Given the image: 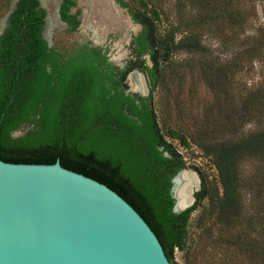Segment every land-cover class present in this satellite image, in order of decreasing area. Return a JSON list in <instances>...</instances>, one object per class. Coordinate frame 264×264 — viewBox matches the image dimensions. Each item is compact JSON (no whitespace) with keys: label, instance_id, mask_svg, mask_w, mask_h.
Instances as JSON below:
<instances>
[{"label":"trees","instance_id":"trees-1","mask_svg":"<svg viewBox=\"0 0 264 264\" xmlns=\"http://www.w3.org/2000/svg\"><path fill=\"white\" fill-rule=\"evenodd\" d=\"M67 1L73 4L72 0ZM135 1L142 9L129 7L128 12L142 26L136 37L137 45L140 51L150 53L152 61L151 66L146 63L135 66L146 75L150 92L163 81L165 66H160L161 52L165 61L176 52L211 59L202 39L210 32L209 25L213 28L218 21L227 19L233 27L234 35L228 42L231 43L234 37L239 38L247 22L243 7L250 3L249 0H197L195 5L203 8L199 15L193 20L183 17L159 34L153 22L160 17L157 7L147 0ZM36 5L37 0H22L11 17L12 23L0 37L3 160L35 164L58 160L63 167L107 185L147 222L172 264H181L174 259L176 248L189 252L186 244L190 215L207 198L210 215L227 233L225 238H220L223 249L218 262L211 257L206 264H264L261 200L264 182L259 183L264 176V164L257 169L260 187L252 192L261 201L258 213L263 226L255 234V225L259 223L255 218L245 224L237 223L244 185L241 164L264 153V125L253 131L238 130L243 128L246 117L264 114V83L256 84L233 109L224 108L220 113L224 127L232 122L239 124L236 131L227 132L231 127L228 125L219 137L210 135L205 140H194L205 155L213 157L217 182L208 180L207 175L196 169L200 187L194 192L195 201L176 213L172 210L171 178L186 164L163 137L158 114L147 100L151 95L140 96V101L135 102L125 93L123 82L112 78L111 67L105 65V57L96 48L79 50L77 55L59 59L58 53L51 48L49 51L41 37L44 11L36 9ZM63 17L72 20L70 15ZM233 47L230 51H235L236 61L245 58V61L254 59L264 63V27L238 40ZM207 67L212 68L211 64ZM223 73L225 70L221 69L217 74ZM22 124L31 126L24 134L12 137V131ZM176 135L181 143L187 144L183 134ZM199 257L193 253L191 261L185 253L186 264H201L203 260Z\"/></svg>","mask_w":264,"mask_h":264},{"label":"rangeland","instance_id":"rangeland-1","mask_svg":"<svg viewBox=\"0 0 264 264\" xmlns=\"http://www.w3.org/2000/svg\"><path fill=\"white\" fill-rule=\"evenodd\" d=\"M123 1L129 5H121L125 13L128 12L129 7L141 8L135 0ZM249 1V5L243 7L247 22L242 28L239 38L235 39L234 37L231 43L228 42L231 41L229 37L234 35L232 32L233 27L227 22V19L218 21L213 25V28L209 25L210 32L205 33L202 39L211 53V59H203L185 52H176L165 61L162 57L163 52H161L160 66H165L163 81L152 92H150L148 79L144 74L148 87L147 94L144 97L151 95V98L147 100L158 114V124L163 137L181 154L185 160V169L196 173V169L200 170L208 176L210 181L217 182V171L213 165V157L205 155L194 140L197 138L205 140V137L210 135L219 137L223 134L224 128L230 125L231 127L227 132L232 131V129L236 131L239 124L232 122L228 124L229 126L224 127L226 124L223 122L224 119L221 118L220 113L224 108L227 111L231 110L232 107H235L234 104H238L239 101L244 100L245 96L249 95L248 92L256 84L264 83V63L254 59L245 61V58L236 61L233 56L235 51H230L232 48L234 49L233 46L238 40L244 39L246 36L254 34L260 27H264V0ZM147 2L151 6L157 7L160 12L159 19H153L156 31L159 34L171 25L176 24L183 17L185 20H193L194 17L200 14V10H203L199 5H195L197 0H147ZM89 3L90 0H76L77 6L73 9L78 8L81 15L84 16L83 12L85 9H89ZM82 16L81 20H83ZM93 17L94 14H89L90 20ZM140 27L134 28L131 26L128 29L126 27L127 30L110 27L104 30V35L100 40L99 36L92 37L89 32L82 36V25L77 33H65L64 29L61 28L52 30L47 34V37H49L52 45L60 47L66 52H69L78 43L90 42L93 44V41H96V46L102 45L109 48L111 59L115 60L117 58L119 62L123 63L124 60L130 58L129 44L133 35L140 30ZM86 30L84 27L83 33ZM215 34L217 35L215 36ZM177 36L180 35L177 34ZM135 58L138 65L144 62L149 66L152 65L151 58L148 56L145 59L140 55ZM208 64H211L212 68L208 69ZM136 69L140 71L139 68ZM221 69L225 70L223 77L217 74ZM262 95H264V91ZM263 125L264 114L257 118L246 117L243 121V128L238 131H253ZM20 127L14 131L16 136L24 133L25 127L23 129ZM206 132L213 133L208 134V136L203 135ZM177 133H181L186 137L187 144L180 142ZM263 164L264 153L254 160H247L241 164L244 185L241 190L240 214L237 223L238 225L245 224L246 221L255 218L259 221L255 225V234L260 232L263 225L259 217L260 213H258L261 201L254 198L252 192H255L259 183L264 182V176H261L258 183L259 172L257 170L261 169ZM262 173L264 174V172ZM261 200L264 205V195L261 196ZM209 212L208 199L205 198L191 213L188 222L186 248H189L190 253L186 251L185 253L191 261L193 253L200 256L203 260L201 264H206L211 257L218 262V257L222 254L223 249L220 238H225L227 233ZM185 253L183 250L176 248L174 259L181 264H186Z\"/></svg>","mask_w":264,"mask_h":264},{"label":"water","instance_id":"water-1","mask_svg":"<svg viewBox=\"0 0 264 264\" xmlns=\"http://www.w3.org/2000/svg\"><path fill=\"white\" fill-rule=\"evenodd\" d=\"M110 1L130 27L141 26L117 0ZM91 6L82 16L88 32L97 19L95 15L89 18L94 14ZM103 35L104 31L98 38ZM131 74L142 77L145 89L134 90L128 82L125 93L146 95L144 73L132 70L128 79ZM14 131L11 135L17 137ZM164 155L169 156L167 152ZM183 170L188 169L181 168L171 178L172 210L176 213L195 201L193 192V202L177 206L174 188ZM192 172L197 190L200 180ZM0 264L172 263L147 222L107 185L63 167L58 160L50 164L11 163L0 154Z\"/></svg>","mask_w":264,"mask_h":264},{"label":"flooded vegetation","instance_id":"flooded-vegetation-1","mask_svg":"<svg viewBox=\"0 0 264 264\" xmlns=\"http://www.w3.org/2000/svg\"><path fill=\"white\" fill-rule=\"evenodd\" d=\"M21 1L22 0H0V37L6 32L7 28L12 23L11 17L13 14L16 13V10L18 9V6ZM72 1H73V4L68 3L67 0H37V5L35 8L42 9L44 11L43 18H42L43 24H42V29L40 33H41V37L46 42L47 48L49 49V51H50V48L54 49V52L58 53L57 57L59 59L70 58L71 56L77 55L79 50L87 51L92 47L96 48L99 54L105 57V65H109L111 67L110 73L112 75V78L120 79L121 82H123L124 84L123 87H126V85L128 87V82H130V78L129 79L127 78L129 72H131L132 70H136V68H138L137 66H135V65H138V63H136L135 57L140 55L144 59L147 56L150 58V53L147 50L140 51L139 50L140 47L139 45H137L136 37L142 31V26L140 30L136 34H134L133 37L131 38L129 48H128L130 50V58L124 60L123 63L119 62L117 58L115 60L110 58L108 47L106 48L102 45L94 46L90 42L78 43L77 45L72 47V49L69 52H66L64 51V49H61L60 47H56L52 45V43L49 40V37H47V34L50 33L54 29L59 30L61 28L64 29L65 33L79 32V28L82 25V20H81L82 15L78 8L73 9L77 6V4H76V0H72ZM117 2L120 3L119 0H117ZM64 14L72 16V20L68 21L67 19H65L63 17ZM72 22H75L76 24H73ZM93 27L95 28V26ZM132 64L133 66H131ZM124 71H125V74L122 75ZM127 94H129L132 97V99H134L135 102L138 103L140 101V98H139L140 95L138 93L130 92ZM21 126H24L25 131H26L31 125L22 124ZM173 202H174V198H173Z\"/></svg>","mask_w":264,"mask_h":264},{"label":"bare ground","instance_id":"bare-ground-1","mask_svg":"<svg viewBox=\"0 0 264 264\" xmlns=\"http://www.w3.org/2000/svg\"><path fill=\"white\" fill-rule=\"evenodd\" d=\"M91 3L93 6L92 12H94L95 18H97L96 22L92 23L95 28L89 31L91 35L94 34L96 37L100 36V33L102 31L110 27L119 29H126V27L127 29L130 28L129 23L125 19H123L122 15L119 14V11L114 7L110 0H92V2L90 1V4ZM98 20H101L102 24H98L100 23L98 22ZM83 29L84 27L82 25V35H85V33L88 32V29L85 33H83ZM130 85L134 90H140L141 88L143 90L145 89L142 77L137 74L130 75ZM197 187L198 181L195 174L190 170H183L180 173L179 177L176 179V185L174 188L176 202L179 208L185 207L193 202L192 193L196 190Z\"/></svg>","mask_w":264,"mask_h":264}]
</instances>
